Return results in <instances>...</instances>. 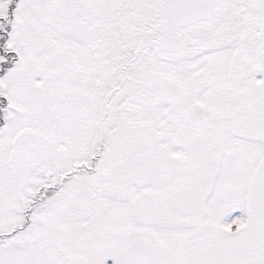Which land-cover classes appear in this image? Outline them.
Segmentation results:
<instances>
[{"label": "snow or ice", "instance_id": "6c2138e0", "mask_svg": "<svg viewBox=\"0 0 264 264\" xmlns=\"http://www.w3.org/2000/svg\"><path fill=\"white\" fill-rule=\"evenodd\" d=\"M0 264H264V0H0Z\"/></svg>", "mask_w": 264, "mask_h": 264}]
</instances>
